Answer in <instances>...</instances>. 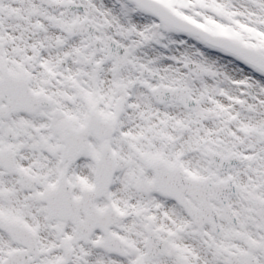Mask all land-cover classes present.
Returning a JSON list of instances; mask_svg holds the SVG:
<instances>
[{
    "label": "snow or ice",
    "instance_id": "snow-or-ice-1",
    "mask_svg": "<svg viewBox=\"0 0 264 264\" xmlns=\"http://www.w3.org/2000/svg\"><path fill=\"white\" fill-rule=\"evenodd\" d=\"M0 264H264V0H0Z\"/></svg>",
    "mask_w": 264,
    "mask_h": 264
}]
</instances>
